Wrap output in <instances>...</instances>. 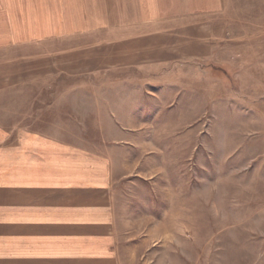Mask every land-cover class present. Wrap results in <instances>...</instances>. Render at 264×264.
<instances>
[{
    "label": "rangeland",
    "instance_id": "1",
    "mask_svg": "<svg viewBox=\"0 0 264 264\" xmlns=\"http://www.w3.org/2000/svg\"><path fill=\"white\" fill-rule=\"evenodd\" d=\"M64 2L60 24L76 32L55 41L50 64H30L42 56L34 45L23 46L22 66L13 65L21 54L0 50V79L25 78L26 93L1 97L2 111L24 124L84 100L68 110L87 116L83 133H126L134 168L122 196L136 264H264V0H226L201 28L180 22L183 33L108 38L81 26L84 0ZM46 72L56 76L34 80Z\"/></svg>",
    "mask_w": 264,
    "mask_h": 264
},
{
    "label": "crops",
    "instance_id": "2",
    "mask_svg": "<svg viewBox=\"0 0 264 264\" xmlns=\"http://www.w3.org/2000/svg\"><path fill=\"white\" fill-rule=\"evenodd\" d=\"M84 2L89 7H81V26L108 38L128 32L183 33L185 27L178 26L184 21L201 28L208 23L204 19L220 13L226 0ZM64 7V0H0V50L9 48V55L23 56L13 65L24 64L27 45L42 55L31 65L50 64L46 62L55 41L76 32H66L60 24L65 22ZM88 14L97 16L85 25ZM54 76L46 72L34 80L41 83ZM23 79H0V98L11 91L12 97L26 96L24 86L19 89ZM43 92L34 90V97ZM49 92L60 98L72 95L70 90ZM87 104L71 102L60 111L55 103L24 124L10 121L0 107V264H136L122 196L134 168L126 142L121 143L126 133L102 138L83 133L88 130L87 116L74 121L68 110L79 112ZM108 123L111 130L124 129Z\"/></svg>",
    "mask_w": 264,
    "mask_h": 264
},
{
    "label": "clouds",
    "instance_id": "3",
    "mask_svg": "<svg viewBox=\"0 0 264 264\" xmlns=\"http://www.w3.org/2000/svg\"><path fill=\"white\" fill-rule=\"evenodd\" d=\"M200 196L202 199L207 201L210 198V191L208 189L200 190ZM220 219L223 221V220H226L227 217L222 216L220 217Z\"/></svg>",
    "mask_w": 264,
    "mask_h": 264
}]
</instances>
